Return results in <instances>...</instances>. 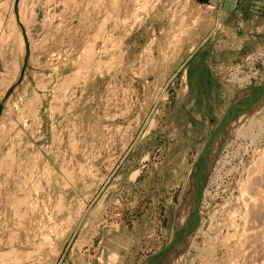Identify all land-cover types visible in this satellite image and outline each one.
Wrapping results in <instances>:
<instances>
[{
	"label": "rangeland",
	"instance_id": "1",
	"mask_svg": "<svg viewBox=\"0 0 264 264\" xmlns=\"http://www.w3.org/2000/svg\"><path fill=\"white\" fill-rule=\"evenodd\" d=\"M257 2L237 23L223 7L205 37L215 0H0V264H139L170 240L206 137L264 81ZM250 104L170 264H264V101Z\"/></svg>",
	"mask_w": 264,
	"mask_h": 264
},
{
	"label": "water",
	"instance_id": "2",
	"mask_svg": "<svg viewBox=\"0 0 264 264\" xmlns=\"http://www.w3.org/2000/svg\"><path fill=\"white\" fill-rule=\"evenodd\" d=\"M257 88L264 89V81L250 86V88L247 89V91L249 90L248 92L241 89L235 93L193 160L187 180V185H189L193 191V203L189 209L190 212L183 227L179 230L175 229L170 240L165 245L145 257L139 264H167L168 261L174 259L184 250V246L190 240L194 233V229L199 223V205L201 202L202 189L207 181L213 160L218 154L215 155L213 149L216 144H224L227 136L233 131L229 129V126L231 123H234L232 121L236 118L241 106L247 101L250 102L251 99L257 95L255 94L252 96V93H257L255 91ZM185 198H187V195H185V197L183 196V199L179 203V207L180 205L184 206Z\"/></svg>",
	"mask_w": 264,
	"mask_h": 264
},
{
	"label": "bare ground",
	"instance_id": "3",
	"mask_svg": "<svg viewBox=\"0 0 264 264\" xmlns=\"http://www.w3.org/2000/svg\"><path fill=\"white\" fill-rule=\"evenodd\" d=\"M219 7L221 8V6L219 5ZM220 10V9H219ZM217 17V16H216ZM215 22H216V24L218 25L219 24V19H218V22H217V18L215 19ZM249 76V75H248ZM247 76V77H248ZM250 77V76H249ZM245 80V79H244ZM245 85V84H244ZM244 85H243V88L242 89H244L245 91H247V89L248 88H250V86H246V87H244ZM256 85V84H255ZM252 86V85H251ZM242 87V86H241ZM249 91V90H248ZM247 91V92H248ZM257 93H252V96L253 95H255V94H257L255 97H253L252 99H251V101H250V105H248L249 106V108H251V109H256L257 107H258V105L259 104H261V101H264V97H261L263 94H264V89L263 88H257L256 90H255ZM233 93H235V91L233 92ZM249 100V99H248ZM247 102H249V101H247ZM242 106H241V109L239 110V113H238V115H240V113H242V112H244L243 110H242ZM248 108V109H249ZM225 109V108H224ZM250 110V109H249ZM242 111V112H241ZM251 112V111H250ZM244 115H247V114H244ZM248 116V115H247ZM242 117V115L240 116V118ZM246 117V116H245ZM238 119V116H236V118L232 121V122H234V121H236ZM241 120V119H240ZM241 122H242V120H241ZM241 122H240V124H241ZM216 124V123H215ZM234 126H235V123H231V125L229 126V129L230 130H233V128H234ZM213 129V128H212ZM237 130V129H236ZM234 131V130H233ZM225 135V134H224ZM220 146H222V145H220V143L219 144H216V146H215V148L213 149V152H214V154L216 155L218 152H219V149H220ZM205 186V185H204ZM203 189H204V187H203ZM203 189H202V193H203ZM192 193H193V191H192V188L189 186V185H187L186 184V186H185V189H184V192L181 194V196H180V202H181V200L183 199V196L185 197V195H187V198H185V204H184V206H182V205H180V207L178 206V208H177V212H176V219H175V227H174V231H175V229L176 230H179V229H181L182 227H183V224H184V222L186 221V219H187V216H188V214H189V209H190V207H191V205H192V203H193V195H192ZM202 193H201V197H202ZM199 207H200V205H199ZM199 218H200V212H199ZM198 226V225H197ZM197 228V227H196ZM196 228L194 229V231L193 232H195V230H196ZM193 235V234H192ZM171 262H169L168 261V263L167 264H170Z\"/></svg>",
	"mask_w": 264,
	"mask_h": 264
},
{
	"label": "crops",
	"instance_id": "4",
	"mask_svg": "<svg viewBox=\"0 0 264 264\" xmlns=\"http://www.w3.org/2000/svg\"><path fill=\"white\" fill-rule=\"evenodd\" d=\"M205 1H211V0H205ZM215 1H216L217 6H218V5L221 6L220 10L217 11L218 15H220V16H219V21H220L219 24L217 25L216 22H215V19L217 18V17H216L217 15L214 16V19H213V20H212L211 18H203V19H201L200 22L198 23L199 26H200V28H202V30L205 32V37H206L207 35H209V36H213V35L215 34L216 30L219 29V28L222 26L221 14H222V11H224V10H223V7L225 8V10H226V9H229V11H232V13H234L233 15H236V13H238V14H237V17L234 18L235 21H236V22H234V23H237V22H238V19H237V18H239V15H240V13H239L238 11H236L237 8L239 7V4H238V3H239L240 0H215ZM248 2L250 3L249 8L251 9V11H252L253 13H255L257 7H259L257 0H248ZM217 9H218V7H217ZM212 31H213V33H212ZM204 32H203V33H204ZM209 36H208V37H209ZM247 36H248V35L246 34L245 37H247ZM202 38H203V37H202ZM195 47H196V46H195ZM195 47H194V48H195ZM194 48H193V49H194ZM197 49H198V48H197ZM197 49L194 51L193 56L196 54ZM192 51H193V50H192ZM232 58H233V57H232ZM212 60H213V63L215 62L219 67H221L222 64L224 65L225 63H228V62H229L230 60H232V59H231V57H223V58L221 59L220 57L217 56V51H215V52H213V54H212L211 61H212Z\"/></svg>",
	"mask_w": 264,
	"mask_h": 264
}]
</instances>
